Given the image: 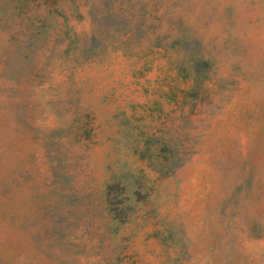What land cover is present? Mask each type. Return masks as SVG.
Listing matches in <instances>:
<instances>
[{
    "label": "rangeland",
    "instance_id": "374dc122",
    "mask_svg": "<svg viewBox=\"0 0 264 264\" xmlns=\"http://www.w3.org/2000/svg\"><path fill=\"white\" fill-rule=\"evenodd\" d=\"M0 264H264V0H0Z\"/></svg>",
    "mask_w": 264,
    "mask_h": 264
},
{
    "label": "trees",
    "instance_id": "16d2710c",
    "mask_svg": "<svg viewBox=\"0 0 264 264\" xmlns=\"http://www.w3.org/2000/svg\"><path fill=\"white\" fill-rule=\"evenodd\" d=\"M204 63H206L204 60H201V62H199L198 64H197V66H199L200 64H204ZM197 66H196V68H197ZM197 71H198V69H197ZM197 75L195 76V83H196V85L197 84H199V79H200V76H198L199 74L198 73H196Z\"/></svg>",
    "mask_w": 264,
    "mask_h": 264
}]
</instances>
